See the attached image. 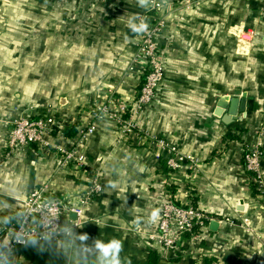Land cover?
Wrapping results in <instances>:
<instances>
[{"label": "crops", "instance_id": "obj_1", "mask_svg": "<svg viewBox=\"0 0 264 264\" xmlns=\"http://www.w3.org/2000/svg\"><path fill=\"white\" fill-rule=\"evenodd\" d=\"M160 1L167 4L165 77L154 104L137 117L140 132L122 139L116 122L104 117L80 145L87 167L74 170L59 168L54 149L28 146L5 156L9 121L54 108L60 127L49 139L71 148L112 95L134 102L143 70L130 67L138 39L128 20L147 10L138 0L110 7L93 0H0V201H7L0 203V232L42 184H51L64 203L81 205L98 170L104 190L82 206L86 224L74 233H87L89 243L121 239L126 264H264V188L252 183L243 160L245 144L264 129V0H201L193 8L184 0ZM241 27L256 31L245 55L235 34ZM236 97L246 99V111L226 124L228 108L220 104ZM142 130L170 139L200 167L171 172ZM166 200L199 206L214 222L170 255L151 238ZM154 209L160 214L150 223ZM76 219L70 214L65 225ZM80 257L70 236L20 247L12 261L80 264Z\"/></svg>", "mask_w": 264, "mask_h": 264}, {"label": "built area", "instance_id": "obj_2", "mask_svg": "<svg viewBox=\"0 0 264 264\" xmlns=\"http://www.w3.org/2000/svg\"><path fill=\"white\" fill-rule=\"evenodd\" d=\"M104 4L106 7L114 5L116 0H93ZM118 2L120 0H117ZM201 0H184L187 8L195 7ZM167 4L160 0H153V5L143 15L148 17L149 30L143 34H137L138 50L133 58L131 69L140 64L143 72V81L139 95L132 103H119L112 95L110 99L95 108L93 123L79 131L76 144L71 147H61L50 141L49 137L56 134L60 127V119L54 108L34 112L31 115L13 118L9 121L6 136V154L9 157L12 153L22 147L36 146L40 150L54 149L59 156V168L83 169L87 167L85 155L81 152L80 145L95 132L96 123L108 117L114 120L118 126L120 138L125 139L136 135L141 128L138 126L137 117L146 109L150 108L157 97L159 89L165 77V57L166 42L161 39L166 27V16L164 10ZM238 39V51L248 54L252 48L256 31L252 28L244 27L235 30ZM144 141L157 148V157L165 163L171 172L183 170L195 171L200 167L201 161L182 152L179 147L170 139L164 136H154L142 130ZM255 143L245 144L243 160L246 171L251 174L250 180L257 184L259 188H264V129L258 132ZM89 187L81 200V205L64 203L56 196L51 184H42L31 190L21 209L26 222L23 223V235L28 238H37L40 243L59 242L66 235L67 228L74 232L81 227L76 226L86 224L82 218V206L99 196L104 186L101 173L92 170ZM70 214L77 216L76 220H71L70 225L65 222L69 220ZM18 217L14 222L8 224L3 232H0V243L7 244L12 239V234L21 233V223ZM49 221L51 224L49 225ZM213 219L199 206L178 205L171 200L163 203L160 222L157 232L151 236L158 241L164 254H175L180 251L183 241L187 237H196L209 229ZM244 224L251 229L249 219H244ZM47 225V227H46ZM264 239V233L262 234ZM15 251L22 247L13 243Z\"/></svg>", "mask_w": 264, "mask_h": 264}, {"label": "clouds", "instance_id": "obj_3", "mask_svg": "<svg viewBox=\"0 0 264 264\" xmlns=\"http://www.w3.org/2000/svg\"><path fill=\"white\" fill-rule=\"evenodd\" d=\"M138 5L145 10H148L153 5V0H138ZM128 27L133 34H143L149 30L148 17L140 14H133L128 20ZM109 187L116 188L115 182H109ZM14 200L15 197H9ZM0 203H7V201H0ZM160 214L159 209H154L149 217V222L154 223ZM21 223V233L12 234V239L7 244L0 243V264H13L12 257L15 255L13 243L21 245L23 248L38 249L40 240L37 238H28L23 235V223L26 222L23 212L17 213ZM11 217L7 218L6 222L10 223ZM51 221H49V225ZM76 226L82 227L81 224ZM47 227V225H46ZM66 235H71L73 242H79L81 251L80 264H126L121 256L123 251V241L115 237L107 242L102 238H95L89 243V235L87 233H74L71 228H67ZM48 237L45 238L47 243ZM130 264V262H128Z\"/></svg>", "mask_w": 264, "mask_h": 264}, {"label": "water", "instance_id": "obj_4", "mask_svg": "<svg viewBox=\"0 0 264 264\" xmlns=\"http://www.w3.org/2000/svg\"><path fill=\"white\" fill-rule=\"evenodd\" d=\"M229 103V104H226ZM222 108H228V114L225 118L226 124H231L238 117V112L246 111V99L242 98H230V100H223L222 104H220ZM213 223H211L212 226Z\"/></svg>", "mask_w": 264, "mask_h": 264}, {"label": "trees", "instance_id": "obj_5", "mask_svg": "<svg viewBox=\"0 0 264 264\" xmlns=\"http://www.w3.org/2000/svg\"><path fill=\"white\" fill-rule=\"evenodd\" d=\"M230 139H238L236 136H232ZM249 174V173H248ZM249 176L251 177V174H249ZM253 184H255L253 181H252ZM155 261L152 260V263H154Z\"/></svg>", "mask_w": 264, "mask_h": 264}, {"label": "rangeland", "instance_id": "obj_6", "mask_svg": "<svg viewBox=\"0 0 264 264\" xmlns=\"http://www.w3.org/2000/svg\"><path fill=\"white\" fill-rule=\"evenodd\" d=\"M176 2H177V1H176ZM106 9H107V8H106ZM103 10H105L104 7H103Z\"/></svg>", "mask_w": 264, "mask_h": 264}]
</instances>
